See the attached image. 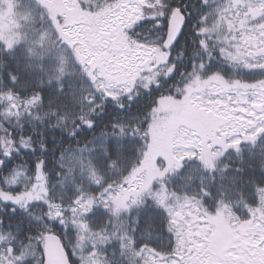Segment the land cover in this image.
<instances>
[{
	"label": "trees",
	"instance_id": "1",
	"mask_svg": "<svg viewBox=\"0 0 264 264\" xmlns=\"http://www.w3.org/2000/svg\"><path fill=\"white\" fill-rule=\"evenodd\" d=\"M21 1L42 12L41 3H48V0ZM62 1L52 0L50 3L66 7ZM85 1L90 2V6L103 3V0H74L77 3L74 11H79ZM218 1L220 0H212L214 9ZM120 2L127 4L128 0ZM177 2L187 4V11L195 17L199 0ZM137 9L139 12L140 9ZM66 10L72 11L71 8ZM105 10L108 13L113 11L110 8ZM104 19L97 15L94 18H84L91 29L101 26ZM80 20L83 18H69L66 15H58L56 19H52L43 12L21 28V35L11 49L0 40V141L7 139L11 132L17 138L22 137L23 141H28L31 137L38 145L47 142L48 154L45 158L50 160L47 181L53 189V196L62 197L65 208H68L72 206L71 201L82 194L85 200L91 199L95 209L99 210L97 215H91V208L89 213L79 212L77 208L75 213L68 214L75 216L74 222L50 233L59 235L63 243H66L76 237L80 239L81 229L86 226L99 237V245L104 244L101 252L103 259L100 258L102 263L96 260L97 264H142L140 252L144 249L157 250L158 257L159 254L171 256L175 252L168 250L170 241L176 244V235L171 217L165 208V204H171L173 199L195 198L205 216L213 217L222 210H229L239 219L247 221L252 215V209L261 203L257 197L262 195L259 186L264 184V137L244 141L237 149H226L222 157L214 161L213 166H205L201 156L177 160L152 185V191L158 187L164 188L167 195L164 203L154 200L151 191L121 217L113 215L105 204L95 203L106 192L119 189L129 174L143 164L151 143V113L158 104L155 101L159 102L160 99L176 93L170 92L169 88H162L145 97L143 88L139 87L143 74L151 73L154 78L159 75L156 65L150 66L148 63L152 57L145 64L146 70H140L137 78L131 80L133 83L127 92L135 95L133 90L139 88L140 98L135 100L122 99L123 94L110 95L104 85L96 82L87 69L73 57L69 66H63L61 48L65 47V43L60 31L71 28ZM148 27L144 26L145 29ZM46 28L50 33H44ZM217 38V35L209 37L213 42H217ZM40 42L43 44H39ZM194 48L199 51L191 43L186 50H175L174 56L183 57L180 61L182 72L183 65L189 62ZM209 54L213 55L211 52ZM156 55L162 59L167 58L158 51ZM7 75H15L18 78L16 83H11ZM235 75L246 80L252 78L246 72H237ZM259 75L253 74L254 77ZM179 80L180 77H177V81ZM6 93L10 95H5ZM40 93H43L45 99L28 103L30 98ZM109 97L116 98L117 103L123 102L127 106L119 109L108 100ZM9 100H18L19 105L10 108ZM92 119L95 120L93 127L84 126L83 122ZM82 128L83 131L80 130ZM109 138L121 145L122 151L119 155H101V146L112 153L111 146L107 143ZM27 150L21 148L20 159L14 170L15 175L20 173L24 177L20 182L25 185L30 182L29 165L23 154ZM40 155L44 156L46 153L42 150ZM69 168L72 170L71 175L67 172ZM37 188H43V185H37ZM163 210L167 211V217L161 216ZM17 211L20 213L18 218L9 221L6 218L11 215L10 207L0 204V219H5L6 224H13L11 229L0 228V236L9 239L15 237L22 248L33 245L34 250V244L26 235H19L15 225H27L35 218L44 217L46 209L33 205L28 208L27 213L22 209ZM137 216L140 219L139 226L136 225ZM166 224L172 229L171 237L165 234ZM133 228H136L134 236ZM133 239L142 241L145 247H134Z\"/></svg>",
	"mask_w": 264,
	"mask_h": 264
},
{
	"label": "rangeland",
	"instance_id": "2",
	"mask_svg": "<svg viewBox=\"0 0 264 264\" xmlns=\"http://www.w3.org/2000/svg\"><path fill=\"white\" fill-rule=\"evenodd\" d=\"M51 1L41 3L43 12L49 18L56 19L58 15L83 18L71 28L60 31L65 43V47L61 48L62 65L69 66L73 57L87 69L96 82L104 85L110 95H121L129 91L132 81L137 78L140 70H146L145 64L151 57L146 56L140 60L136 54H129L128 38L122 23L138 12L137 7H132L131 12L121 7L115 12L108 13V10L105 12L106 7L92 11L91 3L85 1V5L81 6L79 11H74L77 5L74 0H63L66 7L57 3L53 5ZM227 2L228 0H220L216 7ZM66 8L68 10L71 8L72 11L68 12ZM37 10L23 4L21 0H0V40L7 45H14L21 35V28L28 24L30 19L43 14L42 11ZM249 11L259 16L264 12V8L257 6ZM95 15L105 19L97 29H91L84 18H94ZM253 22V18L249 17L246 28L242 23L237 22L236 17L223 21L222 17H217L206 26L205 30L217 35L219 41L227 35V33L221 34L225 24H235L238 30L232 33L237 37L234 42L243 47L241 34L251 31ZM44 33L48 34L50 31L46 28ZM141 80L150 83L155 78L153 74H143ZM213 80L214 83L210 82ZM245 80L240 78L242 89H246L243 83ZM186 87L192 91L206 89L212 93L215 101L217 94L232 88V85L224 76L217 75L205 79L198 74ZM237 95L240 99H247L243 91L237 93L233 88L231 96ZM208 102L206 100L201 104L190 95L184 97L172 95L160 99L151 113V143L143 164L129 174L124 185L106 192L95 203H107L113 215L121 217L135 204L133 201L137 202L141 197L151 193L153 183L166 174L177 160L193 157L194 154L201 156L204 161H209L213 166L214 161L222 157L226 149H237L241 146L242 143L237 145L235 141H252L247 138L251 135L250 128L264 131V128L255 127L254 122L247 121L245 116L235 114L247 109H221L219 104L209 109L206 106ZM17 176L21 177L18 179L19 182L24 180L20 173L15 175V179ZM151 196L158 202L162 201L161 203L167 201L163 187L155 188ZM126 205L128 208L125 207ZM165 208L171 217L176 245L182 249V255L159 254L158 257L157 250L144 249L140 252L143 258L142 264H145V259H148L150 264H172V262L181 264V261L183 264H264V246L260 243L264 238V204L260 203L253 208L252 215L247 221L239 219L229 210H222L213 217L205 216L199 201L190 197L173 199L171 204H165ZM78 211L83 212L79 208ZM219 232L222 235V247L219 245ZM98 242L99 237L90 232L86 226L81 229L77 246L83 249L92 248V251L82 253L89 264H97L96 260L102 263L100 258L103 259L101 252L104 244L99 245ZM221 250L222 254H220ZM32 251L33 245L28 246L29 255Z\"/></svg>",
	"mask_w": 264,
	"mask_h": 264
},
{
	"label": "snow or ice",
	"instance_id": "3",
	"mask_svg": "<svg viewBox=\"0 0 264 264\" xmlns=\"http://www.w3.org/2000/svg\"><path fill=\"white\" fill-rule=\"evenodd\" d=\"M257 6L264 8V0H228L226 4L217 5L215 9L212 6V0H199L195 17L187 11V4L177 2V0H148L146 3H141V0H128L127 4L121 3L120 0H103V3L90 7L92 10L106 7L113 9V11L123 7L127 8L129 12L132 11V7L140 9L139 12L123 21L122 26L127 34L129 54H136L140 60L146 56H151L152 58L148 63L150 66L155 64L156 70L159 72L152 83L147 81L140 83L139 87L143 88L145 97L152 95L154 90L158 92L162 88H169L170 92H175L179 97L190 95L201 104H204L206 100L209 101L206 105L209 109L215 107V104H219L221 109H247V111H238L235 114L245 116L247 121L254 122V126L257 128H264V12L255 16L249 11V9ZM217 17H222V21L236 17L237 22L242 23L246 28L248 27V18H253L251 31L241 34L243 47L234 42L237 37L232 33L238 30L235 24H225L221 34L227 33V35L223 39L217 42L209 39L213 33L206 31V26L211 21L216 20ZM145 25L149 27L145 29ZM190 43L197 46L199 51L194 48L189 62L183 65L184 71L182 72L180 61L183 57L174 56V52L177 48L186 50ZM12 47V44L8 45L9 49ZM156 51L166 55L167 58L162 59L157 56ZM209 52L213 55H210ZM161 69L163 71H160ZM237 72H246L252 77L243 82L246 89H242L240 78L235 75ZM256 73L260 74L259 77L253 76ZM198 74L205 79L217 75L224 76L232 88L217 94L215 101H213L212 93L208 90L197 89L192 91L186 87L189 82L196 79ZM229 74L232 75L229 76ZM177 77H180L179 81H177ZM7 78L13 84L18 79L15 75H7ZM210 82L214 83L215 81ZM233 88L236 89L237 93L243 91V95L247 99H240L239 95L232 97ZM133 91H135V95L132 92H124L122 99H139V88ZM5 95H10V93ZM43 99L45 97L43 93H40L38 96L30 98L28 103L32 104ZM108 100L117 105L119 109H124L127 106L123 102L117 103L116 98L109 97ZM155 103H158V100ZM18 105V100L15 102L9 100L10 108H16ZM83 123L84 126L91 128L95 125V120L92 119ZM228 123L231 126V123ZM240 123L243 124L244 122ZM80 130L83 131L84 129ZM249 131H251V135L247 137L248 139L255 140L264 137V131H256L252 128ZM107 143L111 146L112 153L101 146L102 156L109 157L111 154L119 155L121 153L120 144L111 138ZM234 143L238 145L243 141H235ZM21 148L28 149L23 153L29 165L30 182L27 185L18 182V176L15 180L12 179L15 175L16 162L20 159ZM47 149V142L38 145L31 137L28 138V141H23L22 137L17 138L11 132L8 133L7 139L0 141V204L7 205L11 209V215L6 219L9 221L16 220L20 215L17 209H22L24 213H27L28 208L33 205L46 209L44 217L35 218L27 225L17 223L15 225L19 235H26L27 239L34 244L31 255L28 254V247L22 248L15 237L9 239L0 236V264H49L48 253L45 248L46 235L63 229L70 222H74L75 216L68 214L70 212L75 213L77 208L83 210L84 213H89L91 208V215H97L99 211L95 209L93 201L91 199L85 200L82 194L77 195L71 201L72 206L68 208H65L62 197L55 198L53 196V189L47 181L50 164V160L45 158L48 154ZM42 150L46 155H40ZM192 158H195L194 154ZM204 163L205 166H210L209 161L206 160ZM180 168L182 171L184 170L182 164ZM67 172L68 175L72 174L70 168L67 169ZM40 184L43 185V188L38 189L37 185ZM259 191L264 193V184L259 186ZM257 200L264 204V195L257 197ZM105 207L110 206L105 203ZM125 207L128 208L127 205ZM161 216L167 217V211L163 210ZM4 221L5 219H0V228L11 229L13 227L11 222L6 224ZM139 223L140 219L137 216L136 225L139 226ZM135 231L136 228H133V236ZM164 231L170 237L173 234L172 229L167 227V224ZM78 239L79 237H76L64 243L68 264H89L82 253L90 252L92 249L78 247ZM162 240L163 237H161ZM132 243L134 247L140 249L145 247L142 241L133 239ZM260 243L264 246V238L261 239ZM168 250L170 252L175 250V255H182V249L171 241L168 244ZM145 264H150V261L145 259Z\"/></svg>",
	"mask_w": 264,
	"mask_h": 264
},
{
	"label": "water",
	"instance_id": "4",
	"mask_svg": "<svg viewBox=\"0 0 264 264\" xmlns=\"http://www.w3.org/2000/svg\"><path fill=\"white\" fill-rule=\"evenodd\" d=\"M45 248L48 253L49 264H68L64 243L59 235L48 233L45 238Z\"/></svg>",
	"mask_w": 264,
	"mask_h": 264
},
{
	"label": "flooded vegetation",
	"instance_id": "5",
	"mask_svg": "<svg viewBox=\"0 0 264 264\" xmlns=\"http://www.w3.org/2000/svg\"><path fill=\"white\" fill-rule=\"evenodd\" d=\"M216 231H219L218 229H216ZM219 234H220V232H219ZM218 238H219V240H220V247H222V235L220 234V235H218ZM221 253H222V250H221Z\"/></svg>",
	"mask_w": 264,
	"mask_h": 264
}]
</instances>
